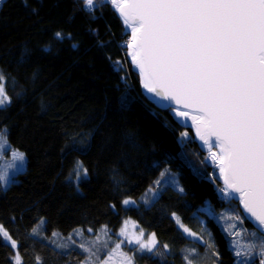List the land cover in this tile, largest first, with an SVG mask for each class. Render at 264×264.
<instances>
[{
    "label": "trees",
    "instance_id": "trees-1",
    "mask_svg": "<svg viewBox=\"0 0 264 264\" xmlns=\"http://www.w3.org/2000/svg\"><path fill=\"white\" fill-rule=\"evenodd\" d=\"M127 37L105 0L91 13L82 0H3L0 6V70L11 100L0 108V129L27 156L25 170L0 186V224L18 241L22 264H37V256L41 264H78L81 251L56 248L48 236L79 227L117 231L127 217L169 246L161 256L134 255V264L185 263L182 249L193 239L173 213L195 232L207 215L231 264L236 256L227 236L202 210L207 201L217 210L234 206L259 234L238 203L219 192L218 170L192 132L144 95ZM76 161L88 169L80 181L72 178ZM167 166L177 171L183 193L155 184ZM150 188H162L156 199L150 200ZM126 198L139 203L126 206ZM38 224L40 235H32ZM12 256L0 239V264H15Z\"/></svg>",
    "mask_w": 264,
    "mask_h": 264
},
{
    "label": "snow or ice",
    "instance_id": "snow-or-ice-1",
    "mask_svg": "<svg viewBox=\"0 0 264 264\" xmlns=\"http://www.w3.org/2000/svg\"><path fill=\"white\" fill-rule=\"evenodd\" d=\"M105 2L131 30L125 44L139 70L143 88L154 97L169 101L166 107L177 117L193 121L197 136L208 148L209 156L205 159H211L219 168L224 184L219 192L226 199H238L256 225L259 244L245 245L246 251L235 250V256L240 258L236 264H249L253 256H258L259 264H264V0ZM82 3L91 13L101 0H82ZM55 35L62 38L59 32ZM4 81L5 77L0 74V108L11 103ZM180 136L187 139L188 132H181ZM9 143L7 130L0 129V150L10 151L22 167L25 154L18 149L12 151ZM74 172L77 181L88 176V169L81 161H76ZM160 175L161 179L169 176L165 183L170 182L179 192H184L167 169ZM8 180L7 174L0 175V186L6 185ZM160 183V180L155 182ZM149 191L153 196L157 194L154 189ZM122 203L135 205L136 201L125 199ZM173 216L184 233L200 240L205 247H214L185 227L175 213ZM227 219L243 223L238 215H229ZM39 226L32 228V235H40ZM120 234H126L124 229ZM143 235L141 229L129 243L134 242L140 250L151 252L157 246L156 235L152 233L147 241L142 239ZM250 235L256 237L257 232ZM0 239L13 250L15 264H22L19 243L3 224H0ZM68 239H72L71 236ZM50 242L56 248L66 247L54 240ZM79 247L85 252L91 251L83 244ZM163 247L168 249L169 246ZM116 248H120V244ZM196 251L192 248L190 253ZM125 259L127 264H132L130 257L125 256ZM183 259L193 264L189 255ZM36 261L41 264L39 256ZM83 264H91V257Z\"/></svg>",
    "mask_w": 264,
    "mask_h": 264
},
{
    "label": "rangeland",
    "instance_id": "rangeland-1",
    "mask_svg": "<svg viewBox=\"0 0 264 264\" xmlns=\"http://www.w3.org/2000/svg\"><path fill=\"white\" fill-rule=\"evenodd\" d=\"M3 0H0V6L2 4ZM130 38V34H128L127 40ZM126 47V44H124ZM0 74H3L5 77V73L0 70ZM5 85V81H4ZM5 91L8 95V92L5 87ZM9 96V95H8ZM10 97V96H9ZM189 130V129H188ZM191 131V130H189ZM192 132V131H191ZM193 134V132H192ZM193 140L195 141L194 134H193ZM196 142V141H195ZM8 147L14 151L16 149L11 148V142L9 143ZM201 150V149H200ZM214 151H217L216 149H213ZM20 151V150H19ZM22 152V151H20ZM24 153V152H23ZM204 153V152H203ZM209 152H206L204 154H207ZM25 154V153H24ZM27 163V156L25 154V160L23 161V166L21 167V162L18 160H15L11 156V152H4L3 150H0V175L7 174L9 177V180L7 183L10 182V180L19 172L25 170ZM212 165H214L213 170L217 171L219 173V168L215 164V162H211ZM13 165L16 167L13 168ZM75 169V167H74ZM74 169L72 171V178H75V172ZM169 171L170 176H174L175 179L178 181L179 186L183 189L184 186L179 178V175L176 170L169 168V166L165 167L162 172L165 170ZM169 176H165L163 179H161V175L158 177L157 180L164 181V187L165 186H172L176 188L172 183H165V180H168ZM153 187V186H152ZM155 188V187H154ZM151 188V189H154ZM158 193L153 196L152 199H156L157 196H159L162 188H157ZM177 189V188H176ZM126 199H132L136 201L135 205L139 203L137 199L134 198H126ZM143 200V196L141 197ZM146 199V195H145ZM236 202V201H235ZM129 206V205H128ZM202 210L208 212L209 216L215 218V220L219 223L222 230L224 231L225 235L228 238V244L232 248L233 253L235 255V250H241L246 251L245 245L250 243H256L259 244V234L257 233L256 237L251 236L250 234L252 232H256L253 228L248 227L240 214V212L231 205H228L226 207H223L222 209H215L210 201H207V204L202 207ZM202 215V223L203 228L201 232H195L193 231L188 225H186L180 216L176 214L180 218V222L190 229L192 232L197 233L198 237H202L204 241H209L214 245L212 248L205 247L203 243H201L200 240L192 237L193 241L188 243L186 246L182 249L183 257L185 255H189L191 259H193V264H228L227 258L223 255V251L221 249L220 244L218 243V240L216 236H214V230L212 225L208 222V216ZM229 215L232 216H240L243 220V223L236 219L228 220L227 217ZM174 217V216H173ZM175 218V217H174ZM41 221H43L42 226L45 225L46 219L42 218ZM232 225H235V227H232ZM121 229H124L125 235H121ZM141 229L143 230V237L142 239L144 241H147L149 236L152 234V232L147 231L145 228L141 227L136 220H134L131 217L125 218L123 221V224L118 228L117 231H112L109 227L103 226L99 228L96 231L89 232L87 228L79 227L75 231L70 232V234H64L59 231H55L59 235L56 237H52V235L48 236V241L54 240L56 244H63L66 247L61 248L63 250H69L71 248L78 249L82 252L83 256L82 259L78 262V264H83L85 259L87 257H91V264H127V260L125 259V256L130 257L132 259V264H134V255L136 254H144L148 253L147 249L140 250L139 245L136 243H129L130 239H133L135 236L140 234ZM183 229V228H182ZM81 230V231H77ZM88 231L89 234L86 232ZM239 232L241 233L239 236L234 235V233ZM210 233V235H208ZM71 236L72 239H68V237ZM76 241L75 244H73L72 241ZM157 240V239H156ZM51 243V242H50ZM52 244V243H51ZM83 244L85 247L89 248L91 251L85 252L83 251L79 245ZM120 244V248H116V245ZM55 246V244H52ZM192 248H195L197 251L195 254H191L190 250ZM157 252L158 255H163L165 252H167V249L163 247V244H159L157 241V246L154 248L151 253ZM213 253H216V255H213ZM240 259L238 257H235L233 263L236 264V261ZM257 260V263L259 264L258 256H253L252 260L249 261V264H251L253 261ZM182 264H187L185 263Z\"/></svg>",
    "mask_w": 264,
    "mask_h": 264
},
{
    "label": "water",
    "instance_id": "water-1",
    "mask_svg": "<svg viewBox=\"0 0 264 264\" xmlns=\"http://www.w3.org/2000/svg\"><path fill=\"white\" fill-rule=\"evenodd\" d=\"M115 11V10H114ZM116 12V11H115ZM116 14L118 15V17L120 18V20L122 21V18L119 16V14L116 12ZM123 23V22H122ZM124 25V24H123ZM124 28H125V33L126 34H130L131 35V30L130 28H127L125 25H124ZM129 51V50H128ZM129 56V60H130V63L132 64V68L133 70L139 75L140 77V82H141V86H142V79H141V76L139 74V70L135 67V65L133 64L132 60H131V56L128 54ZM142 91L144 93V95L152 102L154 103L158 108L160 109H170L169 107H166V105H168L170 102L169 101H165V100H160L159 98L157 97H154L153 94L151 93H148L146 89L143 88L142 86ZM175 106V105H173ZM171 113H172V117L173 119L182 127V128H185V129H189L193 132L194 134V138H195V141L196 143L198 144L199 148L201 149L202 152L206 153L208 152V148L206 145L203 144V142L199 139V137L197 136L196 134V128H195V125L193 123V121L190 119V118H183V117H177L175 115V113L171 110ZM192 114H195V113H192ZM215 149V148H214ZM217 150V149H216ZM218 151V150H217ZM218 181L219 183L224 186L223 184V179L222 177H218ZM238 195V194H237ZM234 201H236L239 205V208L243 214V216L245 217V219L251 223V225L257 229L256 225L253 223V221L251 219H249L248 217V214L245 213V211L243 210V206L240 204L239 200L238 199H233ZM258 230V229H257Z\"/></svg>",
    "mask_w": 264,
    "mask_h": 264
}]
</instances>
